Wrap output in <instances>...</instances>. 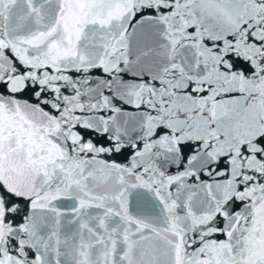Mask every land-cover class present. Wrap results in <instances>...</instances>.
Segmentation results:
<instances>
[{"label":"snow or ice","instance_id":"obj_1","mask_svg":"<svg viewBox=\"0 0 264 264\" xmlns=\"http://www.w3.org/2000/svg\"><path fill=\"white\" fill-rule=\"evenodd\" d=\"M0 264H264V0H0Z\"/></svg>","mask_w":264,"mask_h":264}]
</instances>
